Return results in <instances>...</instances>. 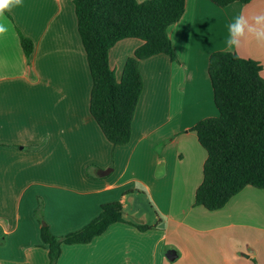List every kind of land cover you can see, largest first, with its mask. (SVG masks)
<instances>
[{
  "label": "crops",
  "instance_id": "1",
  "mask_svg": "<svg viewBox=\"0 0 264 264\" xmlns=\"http://www.w3.org/2000/svg\"><path fill=\"white\" fill-rule=\"evenodd\" d=\"M261 12L264 0L224 8L186 0L182 19L168 29L177 59L159 54L140 63L144 88L131 139L121 146L108 141L90 111L93 79L74 0H23L6 12L0 264H49L44 225L62 237L113 202L122 204L124 223L89 244H64L57 264H264V189L248 186L218 211L195 206L207 152L193 131L219 115L209 61L228 52V23ZM21 36L34 43L29 58ZM142 45L126 39L110 50L118 80ZM232 52L259 62L264 78V47L249 39Z\"/></svg>",
  "mask_w": 264,
  "mask_h": 264
},
{
  "label": "trees",
  "instance_id": "2",
  "mask_svg": "<svg viewBox=\"0 0 264 264\" xmlns=\"http://www.w3.org/2000/svg\"><path fill=\"white\" fill-rule=\"evenodd\" d=\"M211 1L224 8L252 0ZM74 6L93 79L91 114L110 143L126 145L144 88L140 63L159 54L177 59L168 29L182 19L186 0H74ZM126 39H139L143 45L127 60L118 80L110 66L109 52ZM21 44L29 58L34 43L21 36ZM262 70L259 62L234 52H215L210 57L209 73L219 115L193 128L207 152L195 206L218 211L248 186L264 189ZM116 223H124L120 202L103 205L98 217L64 237L54 236L44 225L41 235L49 264H57L64 244H89ZM139 229L147 231L151 227Z\"/></svg>",
  "mask_w": 264,
  "mask_h": 264
},
{
  "label": "clouds",
  "instance_id": "3",
  "mask_svg": "<svg viewBox=\"0 0 264 264\" xmlns=\"http://www.w3.org/2000/svg\"><path fill=\"white\" fill-rule=\"evenodd\" d=\"M22 6L23 0H0V38L9 31L5 23V13ZM227 30L228 37L224 43L228 52L239 49L242 43L249 39L264 47V12L252 15L240 13L228 23Z\"/></svg>",
  "mask_w": 264,
  "mask_h": 264
},
{
  "label": "water",
  "instance_id": "4",
  "mask_svg": "<svg viewBox=\"0 0 264 264\" xmlns=\"http://www.w3.org/2000/svg\"><path fill=\"white\" fill-rule=\"evenodd\" d=\"M177 257V253L175 250H170L168 253H167V258L170 260V261H174Z\"/></svg>",
  "mask_w": 264,
  "mask_h": 264
},
{
  "label": "rangeland",
  "instance_id": "5",
  "mask_svg": "<svg viewBox=\"0 0 264 264\" xmlns=\"http://www.w3.org/2000/svg\"><path fill=\"white\" fill-rule=\"evenodd\" d=\"M66 236V235H65ZM57 237H61V236H57ZM62 237H64V236H62Z\"/></svg>",
  "mask_w": 264,
  "mask_h": 264
}]
</instances>
